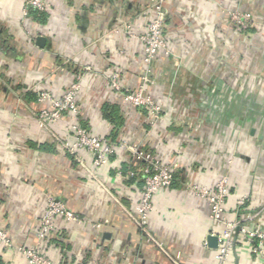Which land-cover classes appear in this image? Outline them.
<instances>
[{"label": "crops", "instance_id": "obj_1", "mask_svg": "<svg viewBox=\"0 0 264 264\" xmlns=\"http://www.w3.org/2000/svg\"><path fill=\"white\" fill-rule=\"evenodd\" d=\"M23 9V0H0V228L13 246L0 249V264H29L20 247L54 264H172L175 256L181 264H217L208 237L223 227L190 188H213L222 177L230 182L225 218L257 215L243 226L264 232V0L166 1L169 52L150 65L145 89L161 107L155 123L122 97L137 90L146 69L138 39L154 15L146 0H56L47 14L27 16ZM230 10L249 13L253 27L238 30ZM109 73L119 75L122 94L111 89ZM75 81L76 118L64 115L50 133L40 129L34 113L50 107L37 103L35 91L59 98ZM74 121L157 156L173 173L171 187L152 199L147 234L130 217L142 163L119 149L96 183L52 137L70 143ZM50 196L77 220L57 217L39 239ZM240 230L226 264H264Z\"/></svg>", "mask_w": 264, "mask_h": 264}, {"label": "built area", "instance_id": "obj_2", "mask_svg": "<svg viewBox=\"0 0 264 264\" xmlns=\"http://www.w3.org/2000/svg\"><path fill=\"white\" fill-rule=\"evenodd\" d=\"M56 0H23L24 9L23 16H27L30 12L36 14H47ZM150 9L153 11V18L148 23L145 32L138 37L143 45V63L146 67L141 77L137 90L133 93L123 95V99L133 107L144 109L149 114L153 123L161 118V107L157 105L150 96L145 94L146 86L151 84L150 65L156 56L163 52L168 54L166 42L164 40V5L167 0H146ZM232 24L241 32H248L253 27V19L247 12L238 10L227 11ZM123 30L131 34V27L127 24L123 25ZM115 29L113 32H117ZM107 80L111 89L122 94L119 83V75L117 73H109ZM80 92V83L75 81L69 85L67 90L59 98H54L49 91H35L36 101L42 105H49L50 108L42 109L34 113L37 126L51 132V126L56 124L64 115H69L71 119H75L79 113L77 105V97ZM71 142L65 141L53 135L62 150L68 154L77 163L87 175L96 183L101 184L97 172L108 164L109 157L119 149L128 150L133 159L142 163L141 172L143 184L141 187V196L135 207V212L130 214L131 219L147 234V221L149 213L152 209V199L161 189L171 187L174 181V175L169 168L155 155L145 151H141L135 147H131L127 143H114L106 137L95 136L88 132L78 122L74 121L69 128ZM87 156L90 162L84 157ZM134 173L130 172L128 177H134ZM191 191L207 202L209 208L210 220L223 227L222 232L217 235L216 261L217 264H226L234 248V231L241 229V238L250 245L252 253L257 256L264 255V232L257 227L247 228L243 226L245 222H253L257 215H250L244 219L230 221L225 218L224 204L230 190V182L227 177H222L213 188L205 189L192 185ZM239 206L244 205V200L238 202ZM57 217H62L66 221H76L77 217L69 211L62 201L54 197H47L45 200L44 212L40 219V228L37 233L39 239H44L54 229V222ZM99 226H97L98 228ZM12 244L8 238L7 232L0 228V249L12 248ZM29 264H54L47 258L39 254L34 248H17ZM172 264H181L179 257H169ZM125 264H133L126 262Z\"/></svg>", "mask_w": 264, "mask_h": 264}, {"label": "water", "instance_id": "obj_3", "mask_svg": "<svg viewBox=\"0 0 264 264\" xmlns=\"http://www.w3.org/2000/svg\"><path fill=\"white\" fill-rule=\"evenodd\" d=\"M37 42L40 46H42V44L44 43V39L43 38H38ZM208 242H209V246L210 247H217V237H213V236H209L208 237Z\"/></svg>", "mask_w": 264, "mask_h": 264}, {"label": "trees", "instance_id": "obj_4", "mask_svg": "<svg viewBox=\"0 0 264 264\" xmlns=\"http://www.w3.org/2000/svg\"><path fill=\"white\" fill-rule=\"evenodd\" d=\"M31 13V12H30ZM32 13H34V12H32Z\"/></svg>", "mask_w": 264, "mask_h": 264}, {"label": "rangeland", "instance_id": "obj_5", "mask_svg": "<svg viewBox=\"0 0 264 264\" xmlns=\"http://www.w3.org/2000/svg\"><path fill=\"white\" fill-rule=\"evenodd\" d=\"M264 26V25H263Z\"/></svg>", "mask_w": 264, "mask_h": 264}]
</instances>
